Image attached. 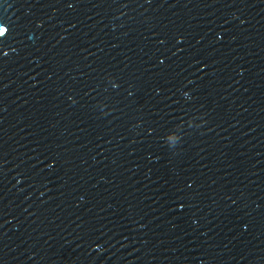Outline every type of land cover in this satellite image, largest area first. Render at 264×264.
<instances>
[{"label":"water","instance_id":"obj_1","mask_svg":"<svg viewBox=\"0 0 264 264\" xmlns=\"http://www.w3.org/2000/svg\"><path fill=\"white\" fill-rule=\"evenodd\" d=\"M0 264H264V0H0Z\"/></svg>","mask_w":264,"mask_h":264}]
</instances>
